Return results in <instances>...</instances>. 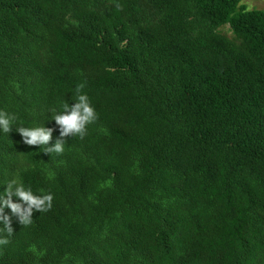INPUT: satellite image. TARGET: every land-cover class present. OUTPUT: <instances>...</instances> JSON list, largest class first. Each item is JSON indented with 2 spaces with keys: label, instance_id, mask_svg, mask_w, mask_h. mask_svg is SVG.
Listing matches in <instances>:
<instances>
[{
  "label": "trees",
  "instance_id": "trees-1",
  "mask_svg": "<svg viewBox=\"0 0 264 264\" xmlns=\"http://www.w3.org/2000/svg\"><path fill=\"white\" fill-rule=\"evenodd\" d=\"M241 2L0 0V193L54 194L27 225L5 208L0 264H264V11ZM79 85L85 135L24 143L55 144Z\"/></svg>",
  "mask_w": 264,
  "mask_h": 264
},
{
  "label": "clouds",
  "instance_id": "clouds-1",
  "mask_svg": "<svg viewBox=\"0 0 264 264\" xmlns=\"http://www.w3.org/2000/svg\"><path fill=\"white\" fill-rule=\"evenodd\" d=\"M83 85L76 89L77 99L74 104L65 103L63 111L55 110L51 120L60 126V137L55 144L49 146L48 142L52 139L53 128L43 125L19 126L18 131L23 142L28 145H43L45 152L55 151L61 153L64 151V137L79 134L81 137L87 131V125L98 118V114L92 105L88 95L80 90ZM16 116L0 109V131L10 132L13 130V123ZM19 198L14 201L13 197ZM54 194L51 192H34L31 187L25 186L22 182L11 180L7 188L0 193V221H3L8 228L9 234L13 231L11 216L5 212V208L11 209V215L18 217L22 224H30L35 211H48L53 206ZM6 237L0 238V244H6Z\"/></svg>",
  "mask_w": 264,
  "mask_h": 264
},
{
  "label": "rangeland",
  "instance_id": "rangeland-1",
  "mask_svg": "<svg viewBox=\"0 0 264 264\" xmlns=\"http://www.w3.org/2000/svg\"><path fill=\"white\" fill-rule=\"evenodd\" d=\"M241 5L245 6L248 10L264 11V0H242ZM225 30H228L227 27ZM228 35H231V32H228Z\"/></svg>",
  "mask_w": 264,
  "mask_h": 264
}]
</instances>
